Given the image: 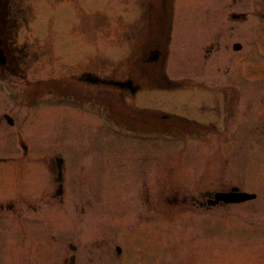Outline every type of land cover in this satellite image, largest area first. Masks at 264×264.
<instances>
[{"label": "rangeland", "instance_id": "obj_1", "mask_svg": "<svg viewBox=\"0 0 264 264\" xmlns=\"http://www.w3.org/2000/svg\"><path fill=\"white\" fill-rule=\"evenodd\" d=\"M175 1L183 3L178 14ZM89 3L92 14H80L79 0H11L13 10L27 9L28 19L14 39L25 53L23 75L0 77V202L15 207L0 215V250L19 241L32 250L24 254L27 247H20L18 264L61 261L70 257V240L85 247L103 225L126 224L125 201L132 196L140 210L131 223L161 225L163 264L263 259L264 0ZM139 12L149 18L164 13L173 22L167 75L204 81L219 101L225 90L226 113L216 120L224 126L220 135L137 142L105 128L96 113L70 105L94 91L73 80L81 69L135 71L145 40V31L140 35L134 25ZM234 12H246V19L233 21ZM234 42L241 51L232 50ZM130 48L136 53L129 59ZM151 95L160 97L158 107L179 113L191 104L187 90H143V97ZM3 113L13 117V127ZM57 156L65 160V192L54 198ZM234 186L256 193V199L199 206ZM238 228L242 240L235 236Z\"/></svg>", "mask_w": 264, "mask_h": 264}, {"label": "flooded vegetation", "instance_id": "obj_2", "mask_svg": "<svg viewBox=\"0 0 264 264\" xmlns=\"http://www.w3.org/2000/svg\"><path fill=\"white\" fill-rule=\"evenodd\" d=\"M10 4L0 3V39L6 58L4 64L0 63V77L13 74L20 78L23 75L21 65L25 53L15 45L14 39L18 34V29L21 26L26 27L27 9H22L17 5V9L13 10ZM241 16L245 17L242 14ZM139 28L141 29L139 34L142 35V31H145L143 35L146 38H144L141 48L142 57L139 62L138 76L126 73L118 79L131 78L133 84L140 87V91L145 88L153 90V88L173 85L162 73V47H164L163 40L166 37L167 16L163 13L150 16V18L148 16L141 17ZM87 73L97 74L93 70H86V73H81L73 78L81 81ZM101 78L104 81H109L113 80L114 76L109 74ZM189 84L190 87H194L191 91L192 96L189 97L191 104L183 107V110H187L186 115L158 107L156 102L160 97L157 96L142 97V104L135 102L134 105H128L123 101L124 96L121 94L115 96L113 92L107 91V95H87L81 101L90 103L93 107H98L99 102H104L107 110L105 112L108 116L114 118L116 114L124 123L123 128L131 131L134 135H174L175 137L220 135L224 131V126L223 129L219 127L221 125L217 124L216 120H220L226 113L223 103L226 100L225 90L219 91V101L217 97L214 99L213 91L204 81H195ZM222 87L224 86L222 85ZM213 88L216 92L215 87ZM109 90L111 89L109 88ZM249 114L256 117L255 113ZM256 119L258 120L257 117ZM138 157L140 156L138 155ZM143 159L145 160V157ZM14 209L13 204L0 202V215L10 213ZM124 210L126 211L128 208H124ZM84 211L81 210L79 221H83ZM138 212L135 214L136 216ZM248 228L250 229V227ZM100 229V235L96 234L93 239L87 241V243L90 242L89 245L75 246L73 260L64 257L61 261L50 262V264H163L161 225L140 224L139 221L132 224L128 220L126 224H108L103 225ZM30 246L34 247V244ZM20 247L24 246H21L19 241H14L6 250H0V264H18V261L14 262V260L19 257L18 249ZM31 250L27 247L24 254Z\"/></svg>", "mask_w": 264, "mask_h": 264}, {"label": "water", "instance_id": "obj_3", "mask_svg": "<svg viewBox=\"0 0 264 264\" xmlns=\"http://www.w3.org/2000/svg\"><path fill=\"white\" fill-rule=\"evenodd\" d=\"M246 197H244L243 195H239V196H220V199H225L226 201H232V202H235V201H240L241 200H244Z\"/></svg>", "mask_w": 264, "mask_h": 264}, {"label": "bare ground", "instance_id": "obj_4", "mask_svg": "<svg viewBox=\"0 0 264 264\" xmlns=\"http://www.w3.org/2000/svg\"><path fill=\"white\" fill-rule=\"evenodd\" d=\"M130 201H133L132 199H130Z\"/></svg>", "mask_w": 264, "mask_h": 264}]
</instances>
